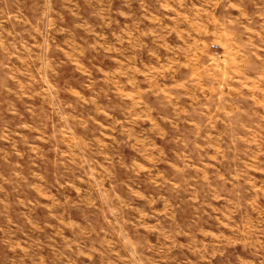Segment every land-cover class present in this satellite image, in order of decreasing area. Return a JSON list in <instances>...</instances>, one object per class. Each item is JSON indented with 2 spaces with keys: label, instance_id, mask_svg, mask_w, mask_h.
Segmentation results:
<instances>
[{
  "label": "rangeland",
  "instance_id": "obj_1",
  "mask_svg": "<svg viewBox=\"0 0 264 264\" xmlns=\"http://www.w3.org/2000/svg\"><path fill=\"white\" fill-rule=\"evenodd\" d=\"M147 2L152 38L146 51L203 53L224 68L237 61L238 68L217 75L209 88L172 91V98L184 100L185 94L184 108H161L168 114L165 137L154 129L152 136L130 137L127 123L112 119L64 123L58 106L56 122L35 124L39 137L22 145L28 150L38 144V155H17L16 134L6 131L8 138H0V264H264V0ZM192 4L200 24L188 27L196 39L185 43L186 26L178 27L176 15ZM209 4L217 9L214 34ZM41 26L50 42L53 28ZM23 31L0 26V61L10 63L6 52L29 47ZM91 46L83 43L81 49L89 71L81 88L89 98H101L102 90L90 81ZM60 77L66 82L70 76ZM150 98L154 114L160 108ZM6 109L15 113V107ZM32 160L42 164L37 171L21 169L19 163ZM88 189L90 199L83 196Z\"/></svg>",
  "mask_w": 264,
  "mask_h": 264
},
{
  "label": "crops",
  "instance_id": "obj_2",
  "mask_svg": "<svg viewBox=\"0 0 264 264\" xmlns=\"http://www.w3.org/2000/svg\"><path fill=\"white\" fill-rule=\"evenodd\" d=\"M147 3V0H143V4L137 5L135 0H124L121 7L120 0H109L105 5H99L94 0H0V26L23 28L22 35L31 42L27 49L6 52L12 54L10 58L14 61H0V96L15 95L7 99L12 102L11 105L5 96L0 98V138H8L6 131L10 135L16 134L17 147L14 151L17 155L23 157L27 153H40L38 144L37 148L28 150L22 145L26 141L28 143L29 139L33 142L39 137L33 134L35 124L40 121L48 125L56 122L57 106L64 123L96 121L103 124L112 119L127 123L124 127L130 137L145 138L147 133L151 135L152 129L156 132L155 136L165 137L168 114L161 108L169 104L176 109L184 108L185 94L184 100L178 94L172 98V91L188 92L198 89L199 85L204 89L209 88L210 83H215L217 75L238 68L237 61L233 68H224L220 63L208 61L203 53L182 51L168 56L162 50L146 51L152 38L146 32V20L150 18ZM178 11L181 12V15H176L178 27L180 22L182 27H187L182 28V32H186L181 33L182 42L193 43L196 35L188 27L199 26V10L192 4L190 8L184 6V10ZM206 11L209 33L214 34L217 21L215 4H209ZM42 23L50 26L49 29L53 28L49 30L53 38L50 42H45V35L41 32ZM210 25L213 29H210ZM2 31L6 37L10 34L7 28ZM46 43L48 48L45 50L42 44ZM83 43L92 45L93 51L88 53L95 69L90 81L96 90L98 86L102 90L101 98H89L87 89L81 88L82 80L89 75L88 63H83L86 57H82ZM103 59L108 60L102 62ZM66 65L70 69L64 70ZM239 66L241 69V64ZM61 75L70 77L65 82ZM157 89L159 95L152 96L151 91ZM65 91L72 92L73 96L68 94L70 97L65 98ZM150 97H154L160 108L154 114ZM7 106L15 107V113L7 114ZM60 106H63L62 110ZM120 114L122 118H119ZM12 123L26 129L16 128V131H12L2 128L3 124ZM137 132L144 135H136ZM74 137L71 134L69 138ZM48 149L52 151L55 147ZM4 152L8 153L6 147ZM2 165L8 167V164ZM19 165L22 170L33 171L42 166L39 160L25 164L21 162ZM90 184V188L95 187V184ZM62 189L65 193V187ZM88 192L83 196L90 199L92 190L88 189Z\"/></svg>",
  "mask_w": 264,
  "mask_h": 264
},
{
  "label": "built area",
  "instance_id": "obj_3",
  "mask_svg": "<svg viewBox=\"0 0 264 264\" xmlns=\"http://www.w3.org/2000/svg\"><path fill=\"white\" fill-rule=\"evenodd\" d=\"M216 48H217V47L215 46V51H216Z\"/></svg>",
  "mask_w": 264,
  "mask_h": 264
}]
</instances>
